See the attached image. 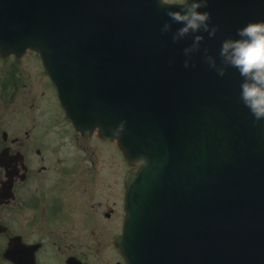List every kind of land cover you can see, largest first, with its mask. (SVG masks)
<instances>
[{
    "label": "water",
    "instance_id": "95a60500",
    "mask_svg": "<svg viewBox=\"0 0 264 264\" xmlns=\"http://www.w3.org/2000/svg\"><path fill=\"white\" fill-rule=\"evenodd\" d=\"M159 0H0V52L40 53L75 127L118 141L130 165L125 264H264V121L240 99L243 78L209 68L222 41L264 21V0H208L214 39L185 68L193 37ZM172 23V31H161ZM126 122L119 137L113 131Z\"/></svg>",
    "mask_w": 264,
    "mask_h": 264
},
{
    "label": "flooded vegetation",
    "instance_id": "af4514ba",
    "mask_svg": "<svg viewBox=\"0 0 264 264\" xmlns=\"http://www.w3.org/2000/svg\"><path fill=\"white\" fill-rule=\"evenodd\" d=\"M24 56L0 54L11 62L0 69V264H123L128 164L122 155L113 179V140L73 126L40 62L62 119L38 142L37 110L55 108L48 98L37 108L36 76L27 81L15 66Z\"/></svg>",
    "mask_w": 264,
    "mask_h": 264
},
{
    "label": "clouds",
    "instance_id": "9594fccd",
    "mask_svg": "<svg viewBox=\"0 0 264 264\" xmlns=\"http://www.w3.org/2000/svg\"><path fill=\"white\" fill-rule=\"evenodd\" d=\"M161 7H169L168 0H159ZM208 7V0H185L180 6L181 11H167L166 15L176 24L183 25L173 33L174 42H180L186 37L192 36L190 47L184 49V55L188 57L184 61V67H195L192 63L194 53L201 51V45L205 40L198 33L206 32L209 38L214 39L219 31L218 26H212L211 13L202 12L200 9ZM163 33L172 31V23H165L161 29ZM240 39H226L222 41L219 58L209 54L207 48L203 49L204 61L209 68L215 70L220 77L227 74L229 68L236 69L243 82L240 84V99L249 110L257 123L264 121V21L249 23L237 30ZM126 122H122L113 135L119 138L125 131ZM147 161L144 158L133 163V168L141 169Z\"/></svg>",
    "mask_w": 264,
    "mask_h": 264
},
{
    "label": "rangeland",
    "instance_id": "374dc122",
    "mask_svg": "<svg viewBox=\"0 0 264 264\" xmlns=\"http://www.w3.org/2000/svg\"><path fill=\"white\" fill-rule=\"evenodd\" d=\"M184 0H168V2H182ZM39 57H37V55H35L32 52H27L26 55L15 61V66L20 67L22 69V73L23 75L26 76L25 80L28 81L29 77L31 78V80H33V78L36 76V79L34 80L36 82V92H37V108H40L41 105L43 104V102H45V100L48 98L49 101H53L54 103V108L53 109V115L50 116L48 113L47 115H45V111H43L41 113L40 110H37V121H38V125H40V130L38 131V142H41V138H45L48 134L49 136L53 139L55 137L54 133H51V130L53 127L56 126V122L61 121V115H60V111L59 108L55 106L56 103V99H53L49 96V93L47 92V90L44 88V83L45 81H47V77H45L42 73V68L39 65L40 60H38ZM11 62H6L5 60H2L0 58V69L3 67H7V68H11L10 65ZM23 86V84H21ZM25 86V85H24ZM26 88L22 87V92L23 94L26 92ZM43 92L45 93V95L43 94ZM46 98V99H45ZM23 99H25V96H23ZM23 102H25V100H23ZM27 104V102H26ZM49 118H50V123H49ZM42 139V140H43ZM56 142V141H54ZM59 141H57L56 143H58ZM113 147H115V151H113V179H116V168L119 167L120 165H122V167H124V159L122 157L121 151L117 148V143L114 142L113 143Z\"/></svg>",
    "mask_w": 264,
    "mask_h": 264
}]
</instances>
